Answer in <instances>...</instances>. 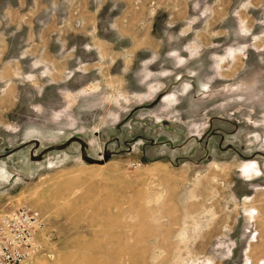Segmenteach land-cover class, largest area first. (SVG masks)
I'll return each instance as SVG.
<instances>
[{"label": "rangeland", "instance_id": "rangeland-1", "mask_svg": "<svg viewBox=\"0 0 264 264\" xmlns=\"http://www.w3.org/2000/svg\"><path fill=\"white\" fill-rule=\"evenodd\" d=\"M68 136L110 156L30 160ZM20 205L42 227L19 264H264V0H0V212Z\"/></svg>", "mask_w": 264, "mask_h": 264}, {"label": "built area", "instance_id": "built-area-1", "mask_svg": "<svg viewBox=\"0 0 264 264\" xmlns=\"http://www.w3.org/2000/svg\"><path fill=\"white\" fill-rule=\"evenodd\" d=\"M42 222L26 206L0 212V264H19L38 252Z\"/></svg>", "mask_w": 264, "mask_h": 264}, {"label": "water", "instance_id": "water-1", "mask_svg": "<svg viewBox=\"0 0 264 264\" xmlns=\"http://www.w3.org/2000/svg\"><path fill=\"white\" fill-rule=\"evenodd\" d=\"M158 100V98H155L151 103L149 104H144L143 108H148L149 106H151L152 104H154L156 101ZM72 142H76L79 144L80 147V158L89 164L95 163V164H102L103 162H105L107 160V158L110 156V152L108 151H103L101 153V156L99 158H93L90 157L88 155H86L84 153V149L86 148V142L80 138L79 136H68L63 142L56 144L54 146H46L44 148H42V150H40L38 155H34V154H30L29 158L30 160H34V161H38L41 159L42 155L50 150L56 149V150H62L64 148H66L70 143ZM33 145L34 148L38 147V142L37 140H33ZM230 146V145H229Z\"/></svg>", "mask_w": 264, "mask_h": 264}, {"label": "flooded vegetation", "instance_id": "flooded-vegetation-1", "mask_svg": "<svg viewBox=\"0 0 264 264\" xmlns=\"http://www.w3.org/2000/svg\"><path fill=\"white\" fill-rule=\"evenodd\" d=\"M33 154H35V149L32 150Z\"/></svg>", "mask_w": 264, "mask_h": 264}, {"label": "bare ground", "instance_id": "bare-ground-1", "mask_svg": "<svg viewBox=\"0 0 264 264\" xmlns=\"http://www.w3.org/2000/svg\"><path fill=\"white\" fill-rule=\"evenodd\" d=\"M85 152V151H84ZM31 154H33V152H31ZM99 158V157H98Z\"/></svg>", "mask_w": 264, "mask_h": 264}]
</instances>
